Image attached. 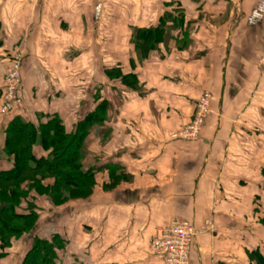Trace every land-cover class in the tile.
Wrapping results in <instances>:
<instances>
[{
  "label": "crops",
  "instance_id": "1",
  "mask_svg": "<svg viewBox=\"0 0 264 264\" xmlns=\"http://www.w3.org/2000/svg\"><path fill=\"white\" fill-rule=\"evenodd\" d=\"M135 28L160 36L139 60L131 44ZM263 52L264 0H0V91L14 59L23 76L21 105L0 115V169L10 168L2 152L9 119L38 125L41 117L57 115L69 129L59 100L81 103L91 84L86 96L110 106L120 80H102L105 70L133 75L140 84L154 81L140 94L120 85L124 102L146 104L145 116L155 97L160 118L127 121L122 148L104 160L132 179L109 194L108 259L160 264L146 245L177 218L199 230L190 264H258L256 253L264 258L255 201L264 168ZM204 93L210 106L200 139L168 138ZM107 127L116 129L113 120ZM65 238L66 262L81 263L82 246Z\"/></svg>",
  "mask_w": 264,
  "mask_h": 264
},
{
  "label": "rangeland",
  "instance_id": "2",
  "mask_svg": "<svg viewBox=\"0 0 264 264\" xmlns=\"http://www.w3.org/2000/svg\"><path fill=\"white\" fill-rule=\"evenodd\" d=\"M167 21L170 20H165V22ZM120 23L121 20L117 18L116 25L119 26L121 25ZM137 30L138 28H135V30H133L132 32L131 44H133L134 40L132 38L135 37L134 34ZM151 47H153L152 43L148 45V49H150ZM122 52L123 49L117 50V57H122ZM134 54L136 55L137 60H139L141 51H137L135 49ZM104 72L105 73L103 75H105V78L102 80L106 81L108 77L110 78L109 75L116 76L115 72H113V74L107 72V70H105ZM19 77L20 79L16 83V86L12 91L10 90L8 84L4 81L3 78V83L0 91V115L2 117L9 116L10 110L20 106L22 103L23 76L21 72V61L19 65ZM129 82L131 83L130 87L121 84V82H117L116 96L111 97L110 106L109 103L106 102V100L103 101L105 102L104 104H106L103 107V122L101 123L97 120H93L91 124H88V133L84 139L82 155L79 156V163L77 164L80 165L81 173L88 172L90 169L94 171V174L92 176L93 180L87 181V184L90 186L89 194L81 193L73 197L72 199L70 198L68 200H65L64 202H61L58 205H55L52 203L49 194L40 193V195H37L36 193H32L31 203L33 205L35 213L37 214L35 222L29 223V226L34 227H32V231L28 233H23L19 237H14L6 233V231L0 224V239L4 238L5 241L9 240L11 244L10 245L8 243L9 247H7V252L9 253V256L5 257L6 259H4V262H7L9 264H20L22 256L24 255L28 247L32 244L33 238L40 237L49 239L50 236L55 234H58L59 236H64V239H66L65 235H68L69 238L71 236V242H73L72 245H77L78 247H80V249L82 246L84 253L83 257L81 258V263L79 264H126L130 262V260L125 258V256H117L115 259H108L107 246L110 245L111 242H108V230L107 227H105V224L108 221L107 218L109 212V194H112L113 196L114 192L119 188L125 187V184L130 185L132 179L131 177H129L128 173H125L121 169L116 168V170H112L114 168H108L107 162H104V160H106L110 155L114 154L113 152L122 148L120 146H123L124 144V125H126L127 121H129L130 123L131 121H135L138 124L142 120L149 124H155L157 123L158 118H160V115L157 116L155 105L157 99L155 97L151 99V104L149 103L148 105V114L147 116H145V103L141 108L140 104H138L140 103L138 100L136 104L133 101L124 102L123 97L119 95V92L122 91L121 86L131 90L132 93L140 94V91H145V87L151 89L150 87L153 86L154 88L155 82L153 81L147 84H140V82H138L135 76H133L132 80H129ZM103 84L105 85V90L107 92L106 94H108V92H110L111 90L107 87V84ZM85 89H87L88 93H85L84 100L81 101V103L80 101L74 98H64L59 100V104L62 106L63 112L66 114L65 119L67 121V125L70 127L69 129H67L64 126V129L68 134L73 133L77 124L81 120H83L88 114L94 111L97 112L98 109L100 110V108H97V106L101 103L102 98H92L94 101L93 102L90 96H86L87 94L89 95L91 94V92H93V90H91V84H88L87 88ZM12 94H14V97L17 102L11 105V108L8 112L4 113L2 109L4 103L7 100L6 96ZM205 96L208 97L207 112L203 116V118H201L202 121L198 127L197 133L193 135L191 128L197 122L198 112L200 111L199 108L201 104L203 105V100L205 99ZM86 97L89 99H87ZM209 106L210 95L204 93L200 96L199 99H197L194 106L193 114L181 115L180 126L174 131L166 132V134L168 133L167 137L171 140H179L184 142H195L200 139L202 127L207 119V116L209 115ZM132 108H135V110H133ZM44 120L45 118L41 117L38 120V124L43 122ZM109 120H113L116 128L115 130H109V128L107 127ZM73 122L74 124H72ZM67 168L68 167H65L66 171L69 170ZM43 174H45L47 178L43 180L42 184L46 188L50 189L51 187H53L55 180L54 178H52V176L47 175V173ZM37 177L40 176L38 174H28L24 177L26 179L23 184L33 186L34 184H36L35 182L37 181ZM3 185L11 186V188H17L18 182H9L6 184L0 183V186ZM259 211L261 215H258V223L261 224V220L264 218V212L261 209H259ZM3 217L8 225L17 227L21 225V227H19L21 229L24 226V224H22L21 222H16L8 218L7 215H3ZM15 238H18V240H14ZM5 241L3 242L6 244L7 241ZM64 243L66 244L65 240ZM149 245L150 240L146 245V247L150 250ZM256 255L259 256V254L257 253ZM253 261L257 262L256 257L253 259Z\"/></svg>",
  "mask_w": 264,
  "mask_h": 264
},
{
  "label": "trees",
  "instance_id": "3",
  "mask_svg": "<svg viewBox=\"0 0 264 264\" xmlns=\"http://www.w3.org/2000/svg\"><path fill=\"white\" fill-rule=\"evenodd\" d=\"M134 35L135 37L132 39L135 49L143 54L147 53L149 44L152 43L151 49L154 48L158 41L157 38L160 37L154 29L137 30ZM121 74L120 71H116L115 77L120 79L121 84L130 87L129 80H132L133 76ZM104 103L102 101L98 104L97 108L100 110L88 114L70 134L65 131L63 121L55 115L46 116L45 120L38 125L25 122L19 117L8 120L4 130L2 152L10 160V168L0 169V183L18 182V186L17 188L0 186V224L6 233L19 237L34 228L29 226V223H34L37 218L31 203L32 193L49 194L55 205L81 193L89 194L90 186L87 181L93 180L94 171L90 169L88 172L81 173L80 165L77 163H79V156L82 155L88 124H91L93 120L103 122V107L106 105ZM36 148L42 153H46V156H36L34 153ZM65 167H68L69 170L66 171ZM108 168L112 169V167ZM40 172L47 173L54 178L53 187L48 189L42 184L47 176ZM28 174L40 176L37 177L36 184L33 186L23 184L26 179L24 177ZM261 178L264 181V168L261 171ZM255 201L259 203L264 212V182L261 193L255 197ZM3 215H7L13 221L21 222L24 226L21 229L19 228L21 225L18 227L8 225ZM261 224L264 225V218L261 220ZM14 240H18V238ZM3 241L5 239L1 238L0 264L6 259L5 257L9 256L7 247H9L10 241L6 240V244ZM65 247L66 244L62 236L58 234L50 236L49 239L35 237L22 256L20 264H76L75 260L71 263L66 262ZM256 260L258 264H264L262 255L257 256Z\"/></svg>",
  "mask_w": 264,
  "mask_h": 264
},
{
  "label": "built area",
  "instance_id": "4",
  "mask_svg": "<svg viewBox=\"0 0 264 264\" xmlns=\"http://www.w3.org/2000/svg\"><path fill=\"white\" fill-rule=\"evenodd\" d=\"M27 4H36L39 0H24ZM260 64L264 68V52L260 56ZM19 65L20 60L14 59L10 66L6 68L4 73V81L8 84L12 91L16 83L19 81ZM203 105H200V111L198 112L197 122L192 126L191 131L194 134L197 133L198 127L202 121L201 118L207 112V100L205 96ZM6 102L4 103L2 111L8 112L11 105L15 104L17 100L14 94L6 96ZM193 223L182 220L172 219L168 221L164 226L160 227L154 236L150 240V251L154 258L160 262V264H190V253L194 238L198 234Z\"/></svg>",
  "mask_w": 264,
  "mask_h": 264
}]
</instances>
